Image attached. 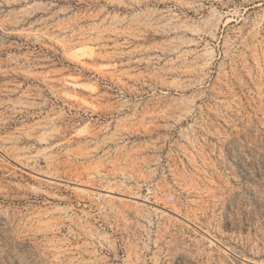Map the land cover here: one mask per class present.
Segmentation results:
<instances>
[{"label":"rangeland","instance_id":"rangeland-1","mask_svg":"<svg viewBox=\"0 0 264 264\" xmlns=\"http://www.w3.org/2000/svg\"><path fill=\"white\" fill-rule=\"evenodd\" d=\"M0 264H264V0H0Z\"/></svg>","mask_w":264,"mask_h":264}]
</instances>
